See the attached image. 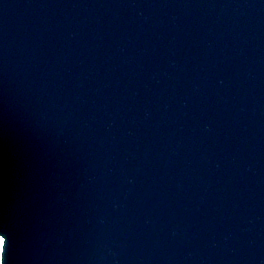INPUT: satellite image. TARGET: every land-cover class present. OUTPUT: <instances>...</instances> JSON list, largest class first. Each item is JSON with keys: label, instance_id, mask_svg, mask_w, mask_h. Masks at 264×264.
<instances>
[{"label": "water", "instance_id": "1", "mask_svg": "<svg viewBox=\"0 0 264 264\" xmlns=\"http://www.w3.org/2000/svg\"><path fill=\"white\" fill-rule=\"evenodd\" d=\"M2 264H264V0H0Z\"/></svg>", "mask_w": 264, "mask_h": 264}, {"label": "snow or ice", "instance_id": "2", "mask_svg": "<svg viewBox=\"0 0 264 264\" xmlns=\"http://www.w3.org/2000/svg\"><path fill=\"white\" fill-rule=\"evenodd\" d=\"M3 243L4 242L2 240H0V249H2ZM0 264H2V262H0Z\"/></svg>", "mask_w": 264, "mask_h": 264}, {"label": "rangeland", "instance_id": "3", "mask_svg": "<svg viewBox=\"0 0 264 264\" xmlns=\"http://www.w3.org/2000/svg\"><path fill=\"white\" fill-rule=\"evenodd\" d=\"M1 240V239H0Z\"/></svg>", "mask_w": 264, "mask_h": 264}]
</instances>
